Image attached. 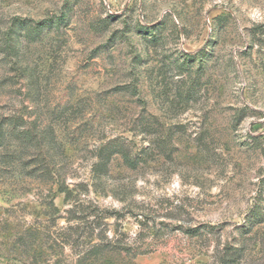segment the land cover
Returning a JSON list of instances; mask_svg holds the SVG:
<instances>
[{
  "label": "rangeland",
  "instance_id": "rangeland-1",
  "mask_svg": "<svg viewBox=\"0 0 264 264\" xmlns=\"http://www.w3.org/2000/svg\"><path fill=\"white\" fill-rule=\"evenodd\" d=\"M101 243L264 264V0H0V264Z\"/></svg>",
  "mask_w": 264,
  "mask_h": 264
},
{
  "label": "trees",
  "instance_id": "trees-1",
  "mask_svg": "<svg viewBox=\"0 0 264 264\" xmlns=\"http://www.w3.org/2000/svg\"><path fill=\"white\" fill-rule=\"evenodd\" d=\"M125 161L128 163L130 158L127 155H124ZM112 249L113 250V244H98V245H93L89 249H84L83 251L80 252V254L77 256L79 257L76 262L77 264H87L89 261H92L94 259H99L100 255H103L104 250L107 249ZM109 249V250H110Z\"/></svg>",
  "mask_w": 264,
  "mask_h": 264
}]
</instances>
